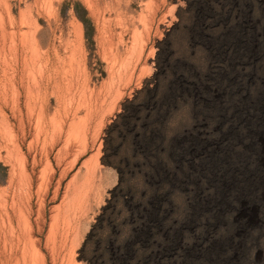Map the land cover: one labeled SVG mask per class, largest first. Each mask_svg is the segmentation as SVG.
Instances as JSON below:
<instances>
[{"label":"rangeland","instance_id":"374dc122","mask_svg":"<svg viewBox=\"0 0 264 264\" xmlns=\"http://www.w3.org/2000/svg\"><path fill=\"white\" fill-rule=\"evenodd\" d=\"M69 259L264 264V0H0V264Z\"/></svg>","mask_w":264,"mask_h":264},{"label":"clouds","instance_id":"9594fccd","mask_svg":"<svg viewBox=\"0 0 264 264\" xmlns=\"http://www.w3.org/2000/svg\"><path fill=\"white\" fill-rule=\"evenodd\" d=\"M192 122L191 106L183 102L178 103L165 122V135L169 138L182 132Z\"/></svg>","mask_w":264,"mask_h":264},{"label":"bare ground","instance_id":"6f19581e","mask_svg":"<svg viewBox=\"0 0 264 264\" xmlns=\"http://www.w3.org/2000/svg\"><path fill=\"white\" fill-rule=\"evenodd\" d=\"M8 16H9V15H8ZM27 32H28V31H27ZM2 33H3V32H2ZM24 35H25V34H24ZM24 35H23V36H24ZM29 35H30V34H29ZM32 35H33V34H32ZM26 37H27V36H26ZM29 37H30V36H29ZM29 39H31V37H30ZM33 39H34V38H33ZM27 40H28V39H27ZM20 41H21V40H20ZM31 41H32V40H31ZM35 42H36V41H35ZM35 42H34V43H35ZM31 43H32V42H31ZM36 44H37V43H36ZM32 45H34V44H32ZM32 45H31V47H32ZM38 47H39V46H38ZM38 47H37V48H38ZM35 48H36V47H35ZM35 48L32 49V50H35ZM141 49H142V48H141ZM8 51H9V50H8ZM29 51H30V50H29ZM29 51H28V52H29ZM23 52H25V50H23ZM31 52L34 53L33 51H31ZM36 52H37V51H36ZM36 52H35V54H34V55H35L34 58L36 57ZM37 53H40V52H37ZM26 55H27V54H26ZM37 55H38V54H37ZM23 56H24V55H23ZM39 56H40V54H39ZM3 57H4V56H3ZM32 57H33V56H32ZM32 57H31V58H32ZM31 58H30V61H32ZM25 59H27V58H25ZM38 59H39V58H38ZM22 61H23V60H22ZM35 62H36V59H35ZM5 63H6V62H5ZM31 63H33V62H31ZM35 64H36V63H35ZM35 64H34V65H35ZM37 64H40V63L38 62ZM20 65H21V64H20ZM27 65H28V64H27ZM30 65H31V64H30ZM37 66H38V65H37ZM23 67H26V66H23ZM28 67H29V65H28ZM30 67H31V66H30ZM33 67H34V66H33ZM37 69H40V67L37 68ZM31 70H32V68H31ZM3 71H4V70H3ZM3 71H2V72H3ZM35 71L37 72V70H35ZM26 72H28V71H26ZM31 72H34V71H31ZM36 72H35V73H36ZM29 73H30V72H29ZM7 74H8V73H7ZM23 74H24V73H23ZM25 74H27V73H25ZM30 74H31V73H30ZM36 74H37V73H36ZM34 75H35V74H34ZM34 75L32 76V79H33ZM23 76H25V75H23ZM30 76H31V75H29V77H30ZM36 76H37V75H36ZM39 76H40V75H39ZM29 77H27V78H29ZM37 77H38V76H37ZM20 79H21V78H20ZM32 79H31V81H32ZM35 79H36V78H35ZM35 79H33V80H35ZM18 80H19V79H18ZM27 80H28V79H27ZM29 80H30V79H29ZM21 81H22V80H21ZM35 81H36V80H35ZM32 82H33V81H32ZM37 82H38V81H37ZM31 84H32V83H31ZM31 84H30V85H31ZM30 85H29V86H30ZM35 85H36V84H35ZM2 86H3V85H2ZM10 86H11V85H10ZM12 86H13V84H12ZM39 86H40V85H39ZM30 87H31V86H30ZM11 88H14V87H11ZM27 88H28V87H27ZM27 88H26V89H27ZM33 89H34V87H33ZM37 89H39V88L37 87ZM17 90H18V89H17ZM36 91H38V90H36ZM116 91H117V90H116ZM29 92H30V91H29ZM14 93H15V92H14ZM16 93H17V92H16ZM35 93H36V92H35ZM12 94H13V93H12ZM19 95H20V93H19ZM27 100H28V99H27ZM27 100H26V101H27ZM35 101H36V100H35ZM1 110H2V109H1ZM2 112L4 113V111H2ZM26 119H27V118H26ZM53 120H54V119H53ZM74 122H75V121H74ZM79 122H80V121H79ZM53 123H54V122H53ZM53 123H52V124H53ZM72 123H73V122H72ZM72 123H71V124H72ZM8 124H10V123H8ZM8 124L6 125V127L10 130V127L8 126ZM19 124H20V123H19ZM76 124H77V123H76ZM76 124L74 123V125H76ZM1 125H2V124H1ZM3 125H4V124H3ZM37 125H39V124H37ZM80 125H81V124H80ZM4 126H5V125H4ZM4 126H2L3 129L5 128ZM19 126H20V125H19ZM77 126H78V125H77ZM81 126H82V125H81ZM11 127H12V126H11ZM39 127H40V125L38 126V128H39ZM69 127H70V125H69ZM71 127H72L71 129H74V130L76 131L75 127H73V126H71ZM79 127H80V126H79ZM7 128H6V130H8ZM34 128H35V127H34ZM1 129H2V128H1ZM39 129H40V128H39ZM4 130H5V129H4ZM15 130H16V129H15ZM74 130H71V131L74 132ZM6 132H7V134H8V132H10V131H6ZM55 132H56V131H55ZM72 132H69V133H67V134L72 135V136H73V135L75 136V134L72 133ZM12 133H13V132H12ZM12 133H10V134H11L10 137L13 136ZM71 133H72V134H71ZM76 133H78V132H76ZM21 134H22V133H21ZM77 135L79 136V134H77ZM7 136H8V135H7ZM19 137H20V136H19ZM23 137H24V136H23ZM75 137H76V136H75ZM80 137H81V136H80ZM80 137H79V138H80ZM77 138H78V137H77ZM12 139H13V138H12ZM15 142H16V141H15ZM83 143H84V142H83ZM17 146H18V145H17ZM17 146H16V147H17ZM17 149H18V148H17ZM18 153H19V152H18ZM20 154H22V153L20 152ZM20 154H19V155H20ZM17 157H18V156H17ZM20 157H21V155H20ZM15 161H16V160H15ZM90 166H91V165H90ZM31 172H32V171H31ZM28 175H29V174H28ZM86 177H87V175H86ZM86 181H87V179H86ZM82 183L85 184V180H84ZM87 184H88V183H87ZM77 186H78V185H77ZM79 186H81V184H80ZM79 186H78V187H79ZM75 187H76V186H75ZM78 187L73 188L74 191L77 190V195H76V192H73V193L77 196V198H78V196H80V195H79V191H80V194H81V197H82L81 189L83 188V187H82V188L79 187L80 189H77ZM85 188H86V187H85ZM75 189H76V190H75ZM78 190H79V191H78ZM83 191H84V190H83ZM85 191H86V190H85ZM73 193H72V195H71V198H72V196L75 198V195H74ZM74 198L70 201L71 204L73 203ZM83 198H85V197H83ZM78 199H80V198H78ZM75 200H76V199H75ZM80 200H81V199H80ZM80 200H79V201H80ZM76 201H77V203H78V200H76ZM74 202H75V201H74ZM79 203H80V202H79ZM73 204L75 205L76 203H73ZM74 205H73V206H74ZM70 211H71V210H70ZM76 212H77V211H76ZM66 213H67V212H66ZM66 215H67V214H66ZM66 215L64 214V216H66ZM74 216H75V215H74ZM66 218H67V217H66ZM52 221H53V220H52ZM24 222H25V220H24ZM54 222H55V221H54ZM55 223H56V222H55ZM52 224H53V223H52ZM52 224H50V225H52ZM52 226H53V225H52ZM53 229H54V228H53ZM53 229H51V230H53ZM63 229H64V228H63ZM53 233H54V232H53ZM26 249H27V248H26ZM28 249H29V248H28ZM27 251H29V250H26L25 253H27ZM30 252H32V251L30 250L29 253H30ZM33 252L36 253L37 250L35 251V250L33 249ZM33 252L30 254V256H32L33 254H34V256H35V255L37 254V253L35 254V253H33ZM37 256H38V255H37ZM40 256H41V255H40ZM38 257H39V256H38ZM32 258H33V256H32ZM32 258H31V259H32ZM35 258H36V256H35ZM35 258H34V259H35ZM70 259H71V258H70ZM70 259H69V261H70ZM28 260H29V258H28ZM67 261H68V260H67ZM73 261H74V260H73ZM68 263H69V262H68ZM68 263H67V264H68ZM71 263H72V262L70 261L69 264H71ZM73 264H74V262H73Z\"/></svg>","mask_w":264,"mask_h":264}]
</instances>
